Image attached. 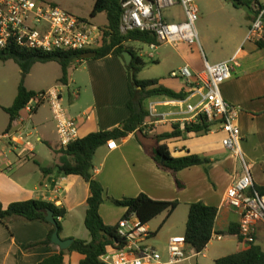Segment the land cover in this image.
Returning <instances> with one entry per match:
<instances>
[{"label":"crops","instance_id":"obj_1","mask_svg":"<svg viewBox=\"0 0 264 264\" xmlns=\"http://www.w3.org/2000/svg\"><path fill=\"white\" fill-rule=\"evenodd\" d=\"M255 15L253 13L247 16L248 22L243 36L239 35L232 44L230 41L225 42L227 50L221 54H217L210 46L212 38L208 37L204 42L206 51L203 45L200 51L199 48L186 43L177 46L161 44L154 51L153 59H148L156 63V66L164 65L165 72L156 77L143 79L139 77L146 72L143 68L138 78L158 80L159 84L176 92L185 91L189 96L183 101L170 100L166 97L149 100L148 105L154 104L158 116L147 118L143 124L145 127L143 133L133 132L123 140H116L117 146L112 150L108 149L107 145L97 150L93 176L104 188L100 214L106 225L116 227L127 213V208L115 206L111 199L121 200L145 194L154 200L177 201L179 205L170 216L167 213L163 214L166 217L164 223H169L181 210L186 217L185 228L183 234L170 232L169 241L174 236L185 235L189 206L202 201L218 209L214 230L217 233H225L222 234L224 235L222 242L227 239L228 242L225 244L232 248L236 243L235 252L230 254L238 253L248 246L237 237L227 234L231 225L238 226L240 223V212L224 203L225 193L234 180L245 174V170L242 159L237 158L223 146L224 133L215 127L205 135L191 133L185 138L161 142L168 145L172 157L191 154L211 160L207 167L200 165L176 173V178L184 185L182 189L178 188L170 173L155 163L151 151L156 145V135L170 133L173 125L182 126L192 121L186 107L188 103L194 104L198 101V98L191 96L189 83L182 77L172 78V73L180 71L185 66L190 67L194 73L201 72L204 70L205 62L218 64L235 56L233 76L221 86V92L227 102L240 110L238 124L242 137L241 153L252 174V188L256 185L264 186V48L258 47L257 40H246ZM163 18L170 24L186 21L180 4L166 8L163 11ZM129 45L136 52L139 47L149 49L141 42ZM142 60L144 61V58ZM1 70L0 67L2 77L4 73ZM31 72L32 69L25 81ZM61 73L54 83L41 89L30 88L27 85L25 87L29 91L38 92L59 85L63 97L68 92V107L64 106L70 117L80 118L87 115L79 121L81 138L92 132L120 127L130 117L129 74L125 62L120 57L111 54L100 60L95 58L77 60L74 66L69 68L67 84L59 82ZM43 106L45 105L36 110L32 118H29L28 113L22 109L17 118L10 123V115L5 109L11 105L0 101V204L7 208L17 201L43 200L59 208H65L67 216L61 219V237L66 240L90 241V234L84 224L87 200L91 193L89 183L80 176L57 177L56 170L47 174L42 171V168H55L60 160L56 124L53 120V130L50 131L49 120L42 110ZM9 125L10 131L28 136L31 141L30 152L21 154L20 150L13 149L8 141L2 138ZM146 227L153 236H156L149 224ZM256 231L255 243L264 250L263 226L258 224ZM48 234V228L40 221L28 222L17 218L8 226L0 223V264L42 263L58 253L60 248L51 244L26 251L25 247L30 243L43 241ZM208 246L203 255L209 250ZM225 248L227 245L220 247V250ZM227 255L229 254H218L215 261ZM163 257L166 259V256ZM82 259L83 255L73 252L65 257L64 264H81Z\"/></svg>","mask_w":264,"mask_h":264},{"label":"built area","instance_id":"obj_2","mask_svg":"<svg viewBox=\"0 0 264 264\" xmlns=\"http://www.w3.org/2000/svg\"><path fill=\"white\" fill-rule=\"evenodd\" d=\"M198 0H122L120 32L127 35L132 31L150 33L157 42L148 44L151 52L146 53L139 47V58L153 59V53L161 44L177 46L186 43L202 51L198 34ZM180 4L186 15L183 23H169L163 18V11ZM264 10H259L252 22L247 41L259 40L264 36ZM103 40V30L98 24L88 19L75 16L51 2L43 0H0V50H25V52L60 53L80 52L99 48ZM145 45V43H143ZM236 57L231 60L211 64L205 62L204 70L194 73L185 66L172 73V78L182 77L189 83L191 96L198 98L194 104H187L186 110L196 122L203 115L213 122L214 127L224 133L223 146L237 158L242 159L245 174L234 180L225 193L224 203L240 212L239 234L242 242H256V226L264 228V195L253 189L252 174L242 156V137L238 124L240 110L227 102L221 92V86L233 76ZM61 86L36 92L23 110L32 118L43 104L49 106L57 129L59 150H66L68 145L81 139L79 121L86 118H71L64 107ZM150 116L157 117L154 104L148 105ZM21 154L30 152L31 141L21 133L7 131L2 136ZM117 146L114 140L107 144L112 150ZM120 241L109 245L101 256L105 264H180L191 256L198 255L186 251L185 235H177L169 240L167 259L154 247L146 245L153 234L138 216L133 213L122 218L118 225ZM221 234L213 233L211 241L220 242ZM199 254H203L202 252Z\"/></svg>","mask_w":264,"mask_h":264},{"label":"trees","instance_id":"obj_3","mask_svg":"<svg viewBox=\"0 0 264 264\" xmlns=\"http://www.w3.org/2000/svg\"><path fill=\"white\" fill-rule=\"evenodd\" d=\"M231 3L236 8H245L253 11L255 14L259 10H264V5L257 0H224ZM122 0H96L90 18H96L97 15L105 14L107 24L100 27L103 30V40L99 48L93 50H84L80 52H58V53H41V52H25V50L8 49L0 50L1 62H7L11 59L16 61L22 68V78L18 95L10 108L5 111L10 115V123L17 118L19 112L24 109L27 102L36 92L29 91L24 85V79L31 71L34 64L38 62H56L62 68L60 83L67 84L69 68L74 66L77 60H82V54L88 51H95V59L100 60L108 55H116L124 61L123 52H130L133 55V60L130 66H126L127 72L130 75L131 69L134 70V82L129 78L130 99L128 108L130 117L112 130L90 133L84 138L68 145L66 150H59L60 160L53 169H44V174L56 170L57 177L59 176H80L89 183L91 193L87 200V212L84 220L86 229L90 234L89 240L75 239L71 247L65 251L60 250L51 257L38 264H64L65 257L73 252H78L83 255L81 264H105L101 260V256L105 253L106 248L115 242L120 241L118 227L106 225L100 214V207L103 203L104 188L93 176L94 157L97 150L108 144L109 141H120L129 136L133 132L143 133L147 118L150 116L148 109V101L157 97H166L170 100H186L189 94L185 91L176 92L159 84L158 80H143L138 78L141 70L145 67L144 61L139 58L136 51L129 45L133 42L145 43V45L156 43V37L150 33L142 31H132L127 35H122L120 32L122 8ZM264 18V14H263ZM260 49L264 48V40L256 41ZM214 127L213 122H210L206 116H199L196 122H186L184 125H173V130L170 133H163L155 136L156 145L151 151V157L155 163L165 172L170 173L178 186L182 189L184 185L176 178V173L189 169L195 166L207 167L211 160L207 157L199 155H185L183 157H172L169 153V147L163 141L167 142L171 139L183 137L188 134L205 135ZM10 125L7 129L9 131ZM151 131V130H149ZM147 136V134H145ZM164 159V161H162ZM258 192L259 195H264V186L256 185L250 194ZM112 203L117 207L127 208V213L124 218L135 213L140 222L147 225L159 215L165 213L170 216L178 207L177 201L167 202L162 200H154L145 194L138 195L132 198H123L121 200L111 199ZM54 212L59 231L61 232V219L67 216L65 208H59L54 204L43 202V200H29L24 202H13L7 208L0 204V223L8 226L14 219L24 221H40L44 224L49 234L43 241L30 243L25 247L26 251L37 247L50 246L51 239L55 232V228L46 222L45 218L47 211ZM218 216L216 207L205 204L202 201L194 202L189 206L188 221L186 222V251L199 254L203 252L211 243L212 234L217 233L214 230L215 222ZM225 234V233H217ZM227 234L237 237L242 241L239 234V226L231 225ZM224 236V235H223ZM53 245V244H52ZM215 264H264V250L256 243L248 244V246L235 254H229L215 261Z\"/></svg>","mask_w":264,"mask_h":264},{"label":"rangeland","instance_id":"obj_4","mask_svg":"<svg viewBox=\"0 0 264 264\" xmlns=\"http://www.w3.org/2000/svg\"><path fill=\"white\" fill-rule=\"evenodd\" d=\"M46 2H51V4L56 5L62 9H65L75 16L80 18H85L91 22L98 24V27H104L107 23L106 15L100 14L96 18H90L94 2L96 0H44ZM259 3L264 5V0H257ZM198 10H199V20L197 22L198 33L202 42V45L206 51L205 40L211 37V47L216 50L217 54H221L227 50L225 42L230 41L231 44L239 36H243L246 31V23L248 22L247 16L253 14L254 12L245 8H236L231 3L224 0H198ZM203 13V15H202ZM264 40V37H263ZM145 52H151L149 49L144 47ZM150 60V59H149ZM147 57L144 58L145 73H142L139 77L143 79H149L151 77H156V75H161L165 72V66L150 62ZM1 72L0 74V101L7 103L8 105H13L16 95H18V90L22 78V68L16 61L11 59L7 63H2L0 61ZM61 73V67L58 63H42L38 62L33 65L31 75L28 77L27 81L24 79V85L41 89L46 85L54 83L56 78ZM28 75V74H27ZM69 93L66 92L63 99H65L64 105L68 107L67 99ZM45 115L48 118V126L50 131L53 130L54 118L47 103L43 104ZM65 107V106H64ZM53 137V136H52ZM55 140V138H54ZM170 220L169 223H164L166 217L162 214L151 220L149 227L154 230L153 233L156 236H152L146 243V245L156 248L160 253L166 256L167 259V246L169 244L168 236L169 233H179L183 234L185 228L186 217L185 214L180 212ZM161 226V227H160ZM160 227V228H159ZM226 239V237H225ZM230 239V238H228ZM232 239V238H231ZM227 240V239H226ZM225 241H212L210 246H208V251L205 255L198 254L191 256L187 261L180 264H215V258L218 254L234 253V247H228L229 244ZM227 245V248L221 249L220 247ZM237 246V245H236ZM215 249V252H214ZM203 253V252H202Z\"/></svg>","mask_w":264,"mask_h":264},{"label":"water","instance_id":"obj_5","mask_svg":"<svg viewBox=\"0 0 264 264\" xmlns=\"http://www.w3.org/2000/svg\"><path fill=\"white\" fill-rule=\"evenodd\" d=\"M95 55H96L95 51H88V52L83 53L81 57L83 59H91V58H94ZM122 57L124 59L125 65L130 66L133 60V55L130 52H123ZM134 76H135L134 70L131 69V72L129 75L131 82H134ZM162 161H164V159H162ZM45 220L46 222H48L50 225H52L55 228V232L51 239V243L53 245L58 246L60 250L67 251L71 247L73 243V239L66 240L61 237L59 227H58L56 220L54 219V212L52 210L47 211Z\"/></svg>","mask_w":264,"mask_h":264}]
</instances>
